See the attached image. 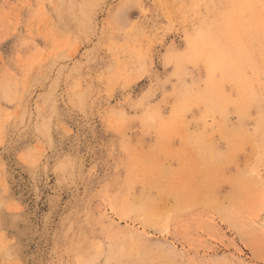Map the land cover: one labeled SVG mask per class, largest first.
I'll use <instances>...</instances> for the list:
<instances>
[{"label": "rangeland", "instance_id": "obj_1", "mask_svg": "<svg viewBox=\"0 0 264 264\" xmlns=\"http://www.w3.org/2000/svg\"><path fill=\"white\" fill-rule=\"evenodd\" d=\"M263 88L264 0H0V264H264Z\"/></svg>", "mask_w": 264, "mask_h": 264}, {"label": "bare ground", "instance_id": "obj_2", "mask_svg": "<svg viewBox=\"0 0 264 264\" xmlns=\"http://www.w3.org/2000/svg\"><path fill=\"white\" fill-rule=\"evenodd\" d=\"M245 58H249V57H245ZM243 59H244V58H243ZM251 59H252V58H251ZM252 63H253V62H252ZM260 65H261V64H260ZM244 72H245V71H244ZM252 72H253V71H252ZM239 73H240V72H239ZM241 73H242V72H241ZM229 74H230V73H229ZM239 75H240V74H239ZM246 75H247V74H246ZM242 76H245V75H242ZM254 76H255V74H254ZM231 77H232V76H231ZM235 77H237V74H236ZM235 77H234V78H235ZM234 78H231L230 80H233ZM247 78H248V77H247ZM227 79H228V77H227ZM249 79H250V78H249ZM249 79H248V80H249ZM250 80L252 81V78H251ZM251 81H250V82H251ZM255 81H256V80H255ZM255 81H253V82H255ZM247 83H248V82H247ZM247 83H246V84H247ZM251 83H252V82H251ZM251 83H250V84H251ZM256 83H257V82H256ZM259 83H260V82H259ZM251 85H252V84H251ZM252 86H253V85H252ZM250 87H251V86H250ZM252 89L254 90V87H253ZM263 89H264V88H263ZM263 91H264V90H263ZM253 93H254V91H253ZM228 99H229V98H228ZM238 99H239V98H238ZM233 100H234V99H233ZM256 100H257V99H256ZM234 101H236V100H234ZM257 105H258V102H257L256 106H257ZM226 109H227V108H226ZM259 109H260V108H259ZM259 109H258V110H259ZM258 110H257V111H258ZM259 114H260V113H259ZM255 115H256V114H255ZM225 116H226V115H225ZM259 116H260V115H259ZM258 119H259V118H258ZM262 121H263V120H262ZM260 125H261V124H260ZM255 126H256V125H255ZM259 129H260V128H259ZM255 131H256V130H255ZM260 131H261V130H260ZM247 133H248V132H247ZM257 133H259V132H257ZM249 134H250V133H249ZM251 135H253V134L251 133ZM263 137H264V136H263ZM249 138H250V137H249ZM240 139H241V138H240ZM240 139H239V141H240ZM247 139H248V138H247ZM253 139H254V137H253ZM242 140H243V139H242ZM256 140H257V139H256ZM256 140H255V141H256ZM262 140H263V139H262ZM243 141H244V140H243ZM245 141H246V140H245ZM247 141H248V140H247ZM252 142H254V141L252 140ZM252 142H251V143H252ZM247 143H248V142H247ZM252 144H253V143H252ZM252 146H255V145H252Z\"/></svg>", "mask_w": 264, "mask_h": 264}]
</instances>
